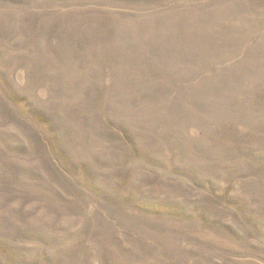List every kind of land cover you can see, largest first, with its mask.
<instances>
[{
	"label": "rangeland",
	"instance_id": "374dc122",
	"mask_svg": "<svg viewBox=\"0 0 264 264\" xmlns=\"http://www.w3.org/2000/svg\"><path fill=\"white\" fill-rule=\"evenodd\" d=\"M0 264H264V0H0Z\"/></svg>",
	"mask_w": 264,
	"mask_h": 264
}]
</instances>
